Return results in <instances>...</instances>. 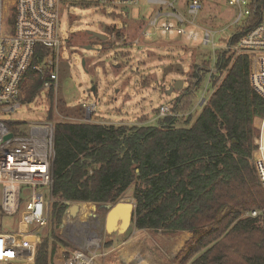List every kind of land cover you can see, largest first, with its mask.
I'll list each match as a JSON object with an SVG mask.
<instances>
[{"label":"trees","instance_id":"obj_1","mask_svg":"<svg viewBox=\"0 0 264 264\" xmlns=\"http://www.w3.org/2000/svg\"><path fill=\"white\" fill-rule=\"evenodd\" d=\"M39 50L38 64L50 53ZM216 67L223 77L189 127H175L172 117L153 127L55 124L52 242L38 245L34 264L56 263L68 202L117 204L129 191L137 230L193 234L192 255L205 251L192 264H264V189L253 164L264 99L251 86L248 54L220 53ZM41 86L38 78L30 100Z\"/></svg>","mask_w":264,"mask_h":264},{"label":"rangeland","instance_id":"obj_2","mask_svg":"<svg viewBox=\"0 0 264 264\" xmlns=\"http://www.w3.org/2000/svg\"><path fill=\"white\" fill-rule=\"evenodd\" d=\"M163 1L168 5L139 0L127 9H115L98 0H62L61 32L67 43L60 50L58 88L43 89L32 100L28 96V102L15 113L2 116L11 122V129L19 132L22 129L19 124L44 122L49 116L54 124L88 122L114 127H153L169 118L160 115V108L168 103L177 114L172 117L176 120L175 127L191 126L204 107L200 100L210 98L215 91L214 79L219 83L223 73L210 76L203 70L213 66L215 53L211 46L157 35L145 40L142 34L154 15L161 10L170 12L169 4L184 12L190 0ZM202 1L205 7L201 26L221 31L233 20V10L227 4ZM110 27L116 28L112 33L116 35L115 42L92 38V33L103 29L106 36H111V31L107 32ZM227 32L230 35V30ZM215 40L222 48L228 44L222 34ZM88 46L92 50H87ZM196 71H201L202 79L192 77ZM177 80L185 82L183 89L168 94ZM189 86L190 92H186ZM131 194L129 191L118 203L135 204ZM74 204L79 205V211L73 215L68 210L56 230L62 244L57 247L55 264H66L77 250L95 255L94 264H141L142 260L149 264H192L205 251L192 255L194 237L189 232L137 230L131 220L126 227L118 222L109 229V214L104 209L94 210V203L70 206ZM249 215L246 212L243 217ZM0 224L1 235L9 237L4 240L2 264H34L37 247L46 239L51 248V222L40 230L27 227L20 212L16 217L1 218ZM23 251L27 257L22 255Z\"/></svg>","mask_w":264,"mask_h":264},{"label":"built area","instance_id":"obj_3","mask_svg":"<svg viewBox=\"0 0 264 264\" xmlns=\"http://www.w3.org/2000/svg\"><path fill=\"white\" fill-rule=\"evenodd\" d=\"M227 4L233 10V20L221 31L200 25L205 4L190 0L184 12L169 4L170 12L160 11L148 22L143 32L145 40L154 36L184 39L192 44L211 46L215 57L209 75L218 74V55L224 52L248 54L251 60V86L264 99V0H212ZM62 0H0V219L23 214V224L44 229L50 224V206L53 197V162L55 159V124L51 120L19 124L26 129L15 132L11 122L3 117L15 113L27 101L29 93L42 80L41 90L58 88L61 55L67 40L61 32ZM105 7L127 9L139 0H98ZM157 5H168L163 0H150ZM230 30V35L227 31ZM203 32V33H202ZM225 37V48L215 39ZM242 34L240 40L231 39ZM113 35V36H112ZM108 37L115 42L116 35ZM138 45L139 40L135 41ZM49 55L38 64L40 50ZM38 91L37 94L40 92ZM36 94V95H37ZM35 95V96H36ZM203 97L200 105L205 106ZM85 106V105H84ZM86 107V106H85ZM162 117H175L170 103L160 108ZM3 116V117H2ZM253 164L257 178L264 189V117L255 123ZM12 137L9 138V136ZM256 211L250 213L257 217ZM0 231V264L3 261L4 240ZM6 247V245H5ZM24 253V251H23ZM25 257L26 254L24 253ZM95 255L77 250L66 264H94Z\"/></svg>","mask_w":264,"mask_h":264},{"label":"water","instance_id":"obj_4","mask_svg":"<svg viewBox=\"0 0 264 264\" xmlns=\"http://www.w3.org/2000/svg\"><path fill=\"white\" fill-rule=\"evenodd\" d=\"M106 29H103L102 32L100 33H92V38H97L100 41H107L108 40V36L105 35ZM87 50H92L91 46H88L86 48ZM83 64H85V62H83ZM184 87V81L183 80H177L174 83V86H172L169 90H168V94H172L174 91H181ZM12 137V135L9 136V138ZM69 206L71 205L70 202L67 203ZM97 204H95L94 206V210H96L98 207L100 209H104L107 214H109L111 212V210L117 208L118 212H125L128 211L129 212V220H131L132 217V213L133 210L135 208V204L132 202H130L129 204H123V203H118L117 205H113V204H100L99 206H96ZM79 211V205L78 204H74L72 206H70L69 208V212L73 215H75L77 212Z\"/></svg>","mask_w":264,"mask_h":264},{"label":"bare ground","instance_id":"obj_5","mask_svg":"<svg viewBox=\"0 0 264 264\" xmlns=\"http://www.w3.org/2000/svg\"><path fill=\"white\" fill-rule=\"evenodd\" d=\"M84 212V211H83ZM87 212V210H86ZM120 222L124 227L128 226L129 223V212H118L117 208L111 210L108 215L107 227L114 228L117 226V223Z\"/></svg>","mask_w":264,"mask_h":264},{"label":"crops","instance_id":"obj_6","mask_svg":"<svg viewBox=\"0 0 264 264\" xmlns=\"http://www.w3.org/2000/svg\"><path fill=\"white\" fill-rule=\"evenodd\" d=\"M184 85H185V82H184ZM48 120H51L50 116L48 118ZM35 259V258H34ZM143 262L141 264H143L145 262V264H149V263H146V261L142 260ZM34 263V262H33Z\"/></svg>","mask_w":264,"mask_h":264}]
</instances>
